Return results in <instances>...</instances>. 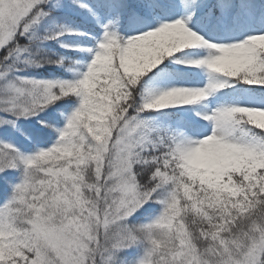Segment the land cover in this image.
<instances>
[{
    "label": "snow or ice",
    "instance_id": "obj_1",
    "mask_svg": "<svg viewBox=\"0 0 264 264\" xmlns=\"http://www.w3.org/2000/svg\"><path fill=\"white\" fill-rule=\"evenodd\" d=\"M81 10L100 34L78 79L13 75L62 64L32 50L83 35L57 23ZM0 52V126L76 104L37 122L47 148L0 141V264H264V0H0ZM188 68L203 86H168ZM149 73L161 90L142 91ZM233 85L262 95L241 105Z\"/></svg>",
    "mask_w": 264,
    "mask_h": 264
},
{
    "label": "trees",
    "instance_id": "obj_2",
    "mask_svg": "<svg viewBox=\"0 0 264 264\" xmlns=\"http://www.w3.org/2000/svg\"><path fill=\"white\" fill-rule=\"evenodd\" d=\"M88 2V0H85ZM57 23H63L69 27L75 29L79 33L88 32V29L97 30L96 25L91 22V16L87 14L85 10H81L79 13H72L66 16L63 20H58ZM45 27L49 32H55L58 29L51 24L46 23ZM44 29H41L43 32ZM82 35L79 34H64L56 39L43 40L39 43L38 49H33V53L37 58L46 57L48 59L57 60L63 59V63L57 65L55 63H43L42 66H27L22 63H17L16 67L19 71L14 72V76L27 77L37 80H74L76 72L82 69L87 59V53L84 47L81 46ZM61 44L71 45L73 47H61ZM2 52H0V55ZM76 106L74 97H66L61 100L55 101L49 104L42 111H38L36 115L31 116L30 120L25 124L26 129L16 132L15 140L3 142L11 143L15 145L24 153H32L36 147L47 148L56 139V133L51 128L48 131L36 135L38 127V121L43 119L48 124L53 125L56 128L64 125L66 116ZM169 112L165 110L151 111L148 113H142L141 116L148 118H157L162 113ZM53 115L57 119L53 120ZM5 174L0 173V176ZM7 178L11 181H15L19 173L16 171H9ZM8 191V186L3 181H0V202H3V198ZM144 208H149L150 211L145 213L143 208L131 218L132 222H147L151 217H154L159 211L160 206L157 204H145ZM135 251V250H130Z\"/></svg>",
    "mask_w": 264,
    "mask_h": 264
},
{
    "label": "rangeland",
    "instance_id": "obj_3",
    "mask_svg": "<svg viewBox=\"0 0 264 264\" xmlns=\"http://www.w3.org/2000/svg\"><path fill=\"white\" fill-rule=\"evenodd\" d=\"M91 22L96 25L97 30L88 29V32L86 31L82 35V39L80 42H81V46L84 47L85 51L86 49L93 47L95 41L99 38V34H100L98 31V25L96 24L95 20L92 19V17H91ZM86 53H87V59L85 65L82 69H79L76 72L74 79H78L81 76V74L84 71H86L87 63L90 60V54L87 51ZM185 67H186L185 65H179V64L175 65V68L177 69L185 68ZM150 75L151 73L146 74L145 77L143 78L142 91L161 90L162 86L158 83V77H152V79L150 80L148 78ZM204 83H205V74L202 69L188 68L186 73H176L175 78L168 86L196 87V86H203ZM232 87H236L238 91L232 94V96L229 99H235L241 105L250 104L254 100V98L262 95V93L260 92H255L247 89H240L239 85H233ZM220 91L231 92V88L226 86L224 89H221ZM217 95H219V93H217ZM137 99L139 100L140 97H137ZM180 107L192 110V114L195 115V111L202 110L205 107V102H200L196 105L180 106ZM176 110L177 109H165V111H169V112H173ZM151 111H155V110H151ZM5 115H6L5 113L0 112V116H5ZM6 118L9 120L14 119V117L10 115L6 116ZM196 118L199 119V117ZM28 120H30V117L27 119L20 118L15 120V127H13L11 124H5L0 126V141H3L5 139H7L8 141H14L15 140L14 136L16 135V132L26 129L25 124L28 122ZM201 123L204 122L201 121Z\"/></svg>",
    "mask_w": 264,
    "mask_h": 264
}]
</instances>
